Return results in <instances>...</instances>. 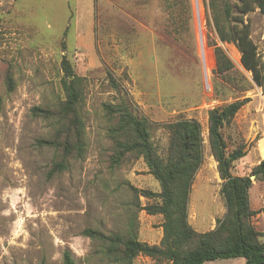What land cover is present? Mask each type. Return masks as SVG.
Returning <instances> with one entry per match:
<instances>
[{
	"label": "rangeland",
	"instance_id": "374dc122",
	"mask_svg": "<svg viewBox=\"0 0 264 264\" xmlns=\"http://www.w3.org/2000/svg\"><path fill=\"white\" fill-rule=\"evenodd\" d=\"M244 17L264 76V15L255 8ZM213 41L231 60L230 71H213ZM63 56L82 78L80 157L65 156L52 144L63 140L56 116L32 111L39 107L56 115L64 99ZM239 58L233 43L217 39L208 0H0V264H63L64 250L76 264H117L105 254L107 241L84 234L86 229L122 237L131 230L137 240L159 243L162 217L142 208L157 198L133 190L158 192V182L142 157L113 160L108 130L115 118L103 104L120 101L149 122L150 139L162 157L167 123L199 122L203 159L187 214L189 224L205 232L225 213L207 141L208 110L248 97L222 135L227 151L245 144L231 173L250 175V221L264 232V180L251 174L264 159V90ZM58 162L64 167L54 168ZM132 264L156 261L138 255ZM205 264H244V259Z\"/></svg>",
	"mask_w": 264,
	"mask_h": 264
},
{
	"label": "trees",
	"instance_id": "16d2710c",
	"mask_svg": "<svg viewBox=\"0 0 264 264\" xmlns=\"http://www.w3.org/2000/svg\"><path fill=\"white\" fill-rule=\"evenodd\" d=\"M213 29L220 42H231L239 51L240 63L251 73L252 80L264 90L262 64L256 44L250 37V24L244 17L258 8L264 15V0H208ZM215 58L214 72L223 74L232 68V62L224 50L213 41ZM64 99L56 108V115L48 109L33 107L34 114L44 117L56 116L58 129L63 140L53 141L65 156L80 157L84 151V124L80 103L83 99L82 78L74 73L65 56L61 60ZM10 74L6 75L9 82ZM113 87L116 81L111 77ZM248 97L235 99L221 107L208 110L207 141L210 154L216 162L221 180L220 194L225 213L216 219L213 229L196 231L188 222L187 205L194 176L203 159L201 126L194 118L177 119L165 125L168 144L165 156H160L149 135V122L134 114L127 103H104L108 116L115 118L109 128V137L114 143V162L118 163L126 154L142 157L148 172L156 179L160 190H137L145 197H156L157 202L142 208L147 214H160L162 235L158 244L137 240L131 231L122 237L118 234L105 235L91 229L84 230L88 236H98L104 241L105 254L117 264H132L138 256H146L156 264H203L205 261L242 257L244 264H264V235L254 228L250 218L254 214L249 206L248 189L250 175H233L232 163L245 154V144L227 151L222 128L229 124ZM58 162L54 168H62ZM251 174L264 180V159L253 166ZM63 264H76L69 250L62 253Z\"/></svg>",
	"mask_w": 264,
	"mask_h": 264
},
{
	"label": "bare ground",
	"instance_id": "6f19581e",
	"mask_svg": "<svg viewBox=\"0 0 264 264\" xmlns=\"http://www.w3.org/2000/svg\"><path fill=\"white\" fill-rule=\"evenodd\" d=\"M196 2H197V0H196ZM197 14L199 16V13H197ZM260 154L262 157H264V143L263 142L260 143Z\"/></svg>",
	"mask_w": 264,
	"mask_h": 264
},
{
	"label": "crops",
	"instance_id": "0c3cea01",
	"mask_svg": "<svg viewBox=\"0 0 264 264\" xmlns=\"http://www.w3.org/2000/svg\"><path fill=\"white\" fill-rule=\"evenodd\" d=\"M188 222L190 223V221L188 220ZM211 261H214V260H211ZM206 262H208V261H205L203 264H205Z\"/></svg>",
	"mask_w": 264,
	"mask_h": 264
}]
</instances>
